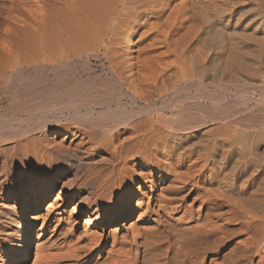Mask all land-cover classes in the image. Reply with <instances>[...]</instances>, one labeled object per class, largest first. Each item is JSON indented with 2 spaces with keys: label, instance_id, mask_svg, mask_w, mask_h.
Masks as SVG:
<instances>
[{
  "label": "bare ground",
  "instance_id": "obj_1",
  "mask_svg": "<svg viewBox=\"0 0 264 264\" xmlns=\"http://www.w3.org/2000/svg\"><path fill=\"white\" fill-rule=\"evenodd\" d=\"M193 41L202 47L197 62L178 55ZM96 62L131 108L120 96L113 107L108 92L64 84L67 71ZM19 74L42 88L36 102L0 117V133L18 138L5 158L13 181L0 182V212L8 216L0 264L29 260L39 220L24 223L23 210L8 202L37 213L40 193L54 188L57 199L75 201L69 218L83 217L82 229L50 205L33 264H220L226 245L222 264H264V121L255 114L229 121L232 107L228 116L217 104L208 127L204 111L177 119L158 105L188 81L263 91L264 0H0V86ZM185 101L176 103L187 111Z\"/></svg>",
  "mask_w": 264,
  "mask_h": 264
},
{
  "label": "rangeland",
  "instance_id": "obj_2",
  "mask_svg": "<svg viewBox=\"0 0 264 264\" xmlns=\"http://www.w3.org/2000/svg\"><path fill=\"white\" fill-rule=\"evenodd\" d=\"M198 43L196 42V41H193V44L191 43V45H189L188 46V49L190 48V49H192V51L189 49L188 51H189V53H195V54H193V56L195 57V58H192V55H190V54H188V51L186 50H184V51H181V50H183L182 48H180L179 49V51H178V55L179 56H181V58H182V56H184V54H185V56H188V58L190 59V60H192L193 62L195 61V62H197V60L200 58L199 56H201V55H199V54H201L202 53V47L198 44ZM193 45V46H192ZM195 45L196 46H199V47H195ZM195 47V48H194ZM199 48V49H198ZM196 49H197V51H196ZM194 50V51H193ZM200 52H199V51ZM182 52V53H181ZM184 52H186V53H184ZM199 52V53H198ZM196 53H198L197 55H196ZM182 54V55H181ZM187 54V55H186ZM199 55V56H198ZM185 56L183 57L185 60L187 59V57L185 58ZM198 56V57H197ZM197 58V60H195ZM188 59V60H189ZM84 64H79V65H77L75 68H74V70L76 69V71L74 72V70H70V71H67V75H68V79H66L67 77V75L64 77V79H63V82H64V84H67V85H69V83L72 85L73 84V81L75 82L73 85H78V87L83 91V90H86V91H84V92H87V91H93V93L95 94V93H98V92H100L101 91V93H106V92H108L107 94H109V97H111L112 98V102L110 103L111 104V106H117L118 105V103H117V101H116V99L115 98H118V96H120L121 98H122V96H123V91H121V90H119L118 88H116L115 87V85L112 83V82H110L109 80H107V77H108V75H109V72H108V69H106V68H103L102 67V62H96V63H94V65L93 66H91L90 68H88L87 66H83ZM78 69V70H77ZM88 69L89 70H91L90 72L88 71ZM105 69V70H104ZM174 71V70H173ZM69 74H71V75H69ZM74 74V75H73ZM69 76H70V78H69ZM74 76V77H73ZM107 76V77H106ZM72 78V79H71ZM106 78V79H105ZM34 79H33V77L31 78V76H27V75H24V74H19V75H17L16 77H14L13 78V81H11L10 82V85H9V83L7 84V83H3L1 86H0V117L3 119L4 117H3V115H5V118H8V117H10V115L9 114H11V113H13V111H12V109L13 110H15L16 109V107L18 106V107H20V106H23L25 103H26V105H28V103H29V101H30V98L34 101V102H36V97H37V92L42 88V87H37V88H34L35 86H33L32 85V81H33ZM70 80L72 81V82H70ZM110 83H109V82ZM12 82H13V84H12ZM16 82V83H15ZM76 82H78V83H80V84H78V83H76ZM108 82V83H107ZM83 83V84H82ZM190 85H189V84ZM188 83L186 82L185 84L184 83H182V85L181 84H179V85H177V84H174L173 86L174 87H172L171 89H170V91H169V94H167L166 96H164L165 98H163L162 100H160L159 101V103H158V105H159V107H164V108H166V114H165V116L164 117H166V116H171V117H173V116H177L176 118L177 119H185L184 118V116L185 117H187V118H190V119H192V117H189L188 116V114L190 113V114H193V117H196V116H202L201 114H202V111H204L203 112V116L206 118V121L208 122L209 121V123H208V127H211V125L213 126V123H214V121L212 120V115L215 113H219L218 111V107H217V104L218 105H221V107H219V109H220V111H224V113H225V110L227 111V113H226V115L228 114V116H229V113H230V118L228 117V120L229 121H233V122H238V120L239 121H248V120H250L253 116H254V114H255V116L256 117H253L254 119H260V120H263L264 121V88H263V91H260V90H256V92L254 91V90H252L251 91V89H246L245 90V88H238L237 89V91H236V89L234 88V87H227V88H225V87H217V86H213L212 84H207V83H204V85H202V86H200V84L199 83H197V81H188ZM193 83V84H192ZM22 84V85H21ZM23 84H24V86H23ZM194 84H197V85H194ZM207 84V85H206ZM32 85V86H31ZM113 85V86H112ZM177 87H176V86ZM193 85V86H192ZM85 86V87H84ZM185 86V87H184ZM190 86H192L191 87V89H192V91H190V93H189V90H191L190 89ZM195 86V87H194ZM199 86V87H198ZM205 86V87H204ZM104 87V88H103ZM180 87V88H179ZM182 87H183V90H179V89H182ZM186 87H188V88H186ZM208 87V88H207ZM215 87V88H214ZM12 88V89H11ZM86 88V89H85ZM175 88H176V90H175ZM201 88V89H200ZM217 88V89H216ZM221 88H222V90H221ZM225 88V90H223ZM229 88V89H228ZM92 89V90H91ZM102 89H103V91H102ZM185 89H186V91H185ZM233 89H235V90H233ZM242 89H244V90H242ZM14 90H16V91H14ZM36 90H37V92H36ZM97 90V91H96ZM105 90H107V91H105ZM119 90V91H118ZM179 90V91H178ZM187 90H188V92H187ZM197 92H196V91ZM201 90V91H200ZM204 90L206 91V93L204 92ZM227 90V91H226ZM228 90H230V92L231 93H233V94H231ZM5 91V92H4ZM13 91V92H12ZM17 91H19L18 92V94H16V92ZM96 91V92H95ZM117 91V92H116ZM180 91H182V93H180ZM225 91V92H224ZM243 91H245V92H247V93H245V92H243ZM251 93H255V96H253V95H250V92ZM11 92V93H10ZM184 92V93H183ZM199 92V93H198ZM227 92V93H226ZM177 93H178V96H177ZM198 93V94H197ZM200 93H202L204 96L202 97V94H200ZM235 93H236V95H235ZM111 94V95H110ZM117 94V95H116ZM192 94H195V97H194V95H192ZM228 94H230V95H228ZM249 94V95H248ZM9 95H13V96H9ZM113 95H114V97H113ZM115 95H116V97H115ZM122 95V96H121ZM181 95V96H180ZM191 95H192V98L191 99H193V100H189L188 101V97L190 98L191 97ZM201 95V96H200ZM215 96V97H213V96ZM227 97H225V96ZM177 96V97H176ZM199 96H200V98H199ZM222 96H224L225 98H226V100L225 99H223L224 97H222ZM12 97H14V98H12ZM175 97V98H174ZM184 97V98H183ZM187 97V98H186ZM194 97V98H193ZM197 97V98H196ZM206 97H208V98H206ZM253 97V100H251V98ZM28 98V99H27ZM202 98V100L200 101L199 99H201ZM204 98V99H203ZM215 98H216V100H215ZM218 98L220 99V100H218ZM115 99V100H114ZM119 99V98H118ZM117 99V100H118ZM171 99H173V100H171ZM186 99V101H185V103L187 104V106H193V109L191 108H186V110L187 111H185V110H182V107H184V103H182V102H184V100ZM198 101H197V100ZM205 99H206V101H205ZM208 99H209V101H208ZM211 99H213V100H211ZM255 99H256V101H255ZM263 99V100H262ZM15 100V101H14ZM16 100H17V102H16ZM28 100V101H27ZM30 101V104H32L33 103V101ZM166 102H165V101ZM176 100H177V102H179V104L181 103V105H182V107L180 106V105H178L177 103H176ZM183 100V101H182ZM223 100H225V102H223L222 103V101ZM230 100V101H229ZM20 101H23V102H20ZM26 101V102H25ZM116 101V102H115ZM163 101V102H162ZM175 101V102H174ZM193 101V102H192ZM214 101V102H213ZM228 101V102H227ZM25 102V103H24ZM113 102H115L114 104H112ZM124 102V103H123ZM164 102H165V104H164ZM191 102V103H190ZM195 102H196V105H195ZM201 102V104H198V103H200ZM231 104H230V103ZM233 102V103H232ZM15 103H17V104H15ZM117 103V104H116ZM194 103V104H193ZM214 103V104H213ZM221 103V104H220ZM22 104V105H21ZM123 104V105H122ZM175 104V105H174ZM193 104V105H192ZM206 104V105H205ZM222 104H224V105H222ZM228 104V105H227ZM120 105H122V107L124 106V108H131L133 105L130 103V101H129V99L127 100V98L126 97H123L122 98V100H121V102H120ZM169 105V106H168ZM171 105L172 106H174V107H171ZM195 105V106H194ZM204 105L205 106H207V107H205L204 108ZM167 106V107H166ZM179 108H178V107ZM200 107V109H197V107ZM216 106V107H215ZM232 107V109L231 108H229L231 111H233V113H231V111L228 113V107ZM13 107V108H12ZM17 107V108H18ZM171 109H170V108ZM177 107V108H176ZM195 107V108H194ZM227 107V108H226ZM203 108V109H202ZM213 108H217V111L215 110L214 111V109ZM226 108V109H225ZM250 108V109H249ZM176 109V110H175ZM177 109H178V111H179V113H180V111H181V113L180 114H177L178 113V111H177ZM195 109H197V110H195ZM247 109H249L248 111H247ZM11 110V111H10ZM171 112H170V111ZM189 110H192V111H189ZM208 110V111H207ZM261 110H263V111H261ZM184 111V112H183ZM195 111L197 112V113H195ZM211 111H213V112H211ZM251 111V112H250ZM262 112V113H260V112ZM8 112V115H6V113ZM187 112H189V113H187ZM193 112V113H192ZM212 113V115H211V113ZM254 112V113H253ZM172 113V114H171ZM208 113H209V115H211V117L210 118H208L209 117V115H208ZM258 113H259V115L261 114H263L262 116L263 117H261V116H259L258 115ZM174 114V115H173ZM182 114V115H181ZM184 114V115H183ZM189 114V115H190ZM194 114H196V116L194 115ZM205 114V115H204ZM206 114H207V116H206ZM233 114V115H232ZM251 114L253 115V116H251ZM12 115V114H11ZM181 115V116H180ZM250 115V116H249ZM7 116V117H6ZM183 116V117H182ZM190 116H192V115H190ZM247 116H248V118H247ZM180 117V118H179ZM246 117V118H245ZM0 118V119H1ZM186 118V119H187ZM252 118V119H253ZM169 119V118H168ZM208 119V120H207ZM234 119V120H233ZM237 119V120H236ZM241 119V120H240ZM248 119V120H247ZM169 120H171L172 121V119H169ZM213 121V123H211L210 124V122H212ZM3 134H4V132H5V136L2 134V133H0V148H3L4 146H6V148L7 149H5V148H3L4 150H3V152H4V156H3V158L1 159V161H0V182L1 183H8V184H10L12 181H13V178H12V176L15 174L14 172H13V167H12V163L11 162H8V161H6V159L5 158H7L10 154H11V151H10V148H8V146H10V145H8V144H11L13 141H15L16 139H18L17 137H15V136H13V135H11V133L10 132H8V131H1ZM8 135V136H7ZM7 136V137H6ZM9 136H11L10 137V139L8 138ZM15 139V140H14ZM7 140H9V141H7ZM11 140H13V141H11ZM3 141V142H2ZM8 142V143H7ZM5 143H7V144H5ZM4 144V145H3ZM6 150V151H5ZM7 150H9L8 152H7ZM6 153H8V154H6ZM5 159V160H4ZM5 163V164H4ZM2 164V165H1ZM4 165H5V167H4ZM7 165V166H6ZM58 166H59V164L57 165L56 164V169H58ZM3 167V168H2ZM3 170V171H2ZM0 183V184H1ZM77 186L79 187V190H80V193H81V195H82V197H85V196H89V193L91 192L90 190H89V188H87V186H84V185H79V183H77ZM60 188H54V189H52V191H51V194L49 195V196H47V197H45V196H43V194L42 193H40V197H41V200H42V203H41V210L40 211H38L37 213H34V211H33V205H28V206H23L22 204H21V202H19L18 200L16 201V200H11L10 202H8V204H10L9 206L12 208V209H15V203L17 204V206H16V208H21L22 210H23V214H22V221L25 223V222H27V221H30V220H32V219H36V218H39V220H38V222L37 223H35L34 225H32V227H31V230H32V239H31V245H30V248H29V250H30V253L32 252V255L31 256H29V260H26V261H24L23 263H14V264H26L27 262H29L30 264H33V262H34V259H35V254H36V249H35V247H36V243H37V237H38V234H39V232H40V239H38L39 240V242H40V244L41 243H43L44 242V240H45V238H46V236H47V234L49 233V228L47 227V226H45V224H44V218H45V214H46V212H47V209H48V207L51 205L52 207H51V209H53V210H56V207L57 206H59L58 207V209H57V211H59L60 212V216H59V218L61 219V220H63V221H65L66 223H67V221H68V223L70 222V223H74L73 225H75V226H77V229L79 230V231H81V224L83 225V217H81V216H79V217H73L72 219H70L69 217H70V212H71V210H72V206H74L76 203H75V201H71V198L70 197H65L64 195H61V198L60 199H57V195H58V190H59ZM30 194H28V198L30 197L29 196ZM57 199V200H56ZM56 200V201H55ZM3 203V201H1L0 200V204H2ZM5 208L7 209V205L5 206ZM134 208H135V205H134ZM0 213H2V215H0V231H3L4 229H6V228H4V227H6V225H7V219H8V216L7 215H5L3 212H0ZM138 216V214H136V212L134 211L133 213H132V220H134L136 217ZM130 220H131V218L130 219H126L125 220V222H124V224L126 225V226H129V222H130ZM6 224V225H5ZM117 223H116V221H114V223L112 224V225H109V226H107V227H105V229H106V232H107V234H109L110 233V231L111 230H113V229H115L116 227H117V225H116ZM230 252V249L228 248V246L226 245V246H224V247H222V249L220 250V252L218 253L219 254V256H220V259H219V263L220 264H222L223 262H224V260L227 258V256H228V253ZM257 261H258V259H254L253 260V264H257Z\"/></svg>",
  "mask_w": 264,
  "mask_h": 264
}]
</instances>
